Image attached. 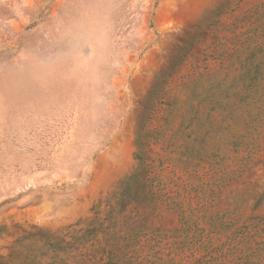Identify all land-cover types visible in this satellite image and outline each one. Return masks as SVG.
<instances>
[{"label": "rangeland", "instance_id": "1", "mask_svg": "<svg viewBox=\"0 0 264 264\" xmlns=\"http://www.w3.org/2000/svg\"><path fill=\"white\" fill-rule=\"evenodd\" d=\"M107 263L264 264V0H0V264Z\"/></svg>", "mask_w": 264, "mask_h": 264}, {"label": "trees", "instance_id": "2", "mask_svg": "<svg viewBox=\"0 0 264 264\" xmlns=\"http://www.w3.org/2000/svg\"><path fill=\"white\" fill-rule=\"evenodd\" d=\"M131 176H127V178H130ZM132 178H135L134 176ZM131 178V179H132ZM125 196H123L124 198ZM130 198V197H129ZM129 200V199H128ZM104 220H101L98 217H95L94 219H92L89 223H88V227L86 229L84 228H74L72 231L70 230V234L69 236H72V239H78L79 240H83L82 238H84V236H86V231L88 229H90V231L92 233H97V232H104L107 229V226H105V224H103ZM35 229H37V231H30L29 237L27 238H31V239H38V240H43L45 244H47L49 247H51L52 249H58L59 244H63L64 248L69 249L71 248V246H73L75 248V246H78L79 244H77L78 241H65L62 237L57 236L56 233H50L47 231H44L41 228H37L35 227ZM81 231H83L82 234H79ZM22 238V237H21ZM21 238H19L18 240H20ZM109 264V263H107Z\"/></svg>", "mask_w": 264, "mask_h": 264}]
</instances>
